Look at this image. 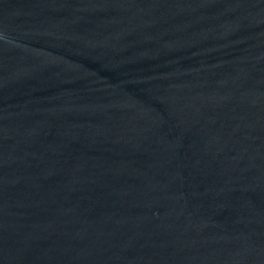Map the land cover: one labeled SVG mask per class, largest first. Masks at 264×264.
<instances>
[{"label":"water","instance_id":"95a60500","mask_svg":"<svg viewBox=\"0 0 264 264\" xmlns=\"http://www.w3.org/2000/svg\"><path fill=\"white\" fill-rule=\"evenodd\" d=\"M0 264H264V0H0Z\"/></svg>","mask_w":264,"mask_h":264}]
</instances>
